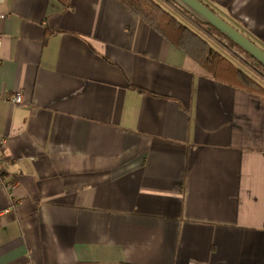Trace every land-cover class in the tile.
I'll use <instances>...</instances> for the list:
<instances>
[{"label": "crops", "instance_id": "obj_1", "mask_svg": "<svg viewBox=\"0 0 264 264\" xmlns=\"http://www.w3.org/2000/svg\"><path fill=\"white\" fill-rule=\"evenodd\" d=\"M200 1L264 51V0ZM0 14V264H264L263 95L118 0Z\"/></svg>", "mask_w": 264, "mask_h": 264}, {"label": "trees", "instance_id": "obj_2", "mask_svg": "<svg viewBox=\"0 0 264 264\" xmlns=\"http://www.w3.org/2000/svg\"><path fill=\"white\" fill-rule=\"evenodd\" d=\"M118 1L215 80L264 96V69L212 27L197 22L170 0Z\"/></svg>", "mask_w": 264, "mask_h": 264}, {"label": "water", "instance_id": "obj_3", "mask_svg": "<svg viewBox=\"0 0 264 264\" xmlns=\"http://www.w3.org/2000/svg\"><path fill=\"white\" fill-rule=\"evenodd\" d=\"M197 22L215 29L264 69V51L199 0H170Z\"/></svg>", "mask_w": 264, "mask_h": 264}, {"label": "built area", "instance_id": "obj_4", "mask_svg": "<svg viewBox=\"0 0 264 264\" xmlns=\"http://www.w3.org/2000/svg\"><path fill=\"white\" fill-rule=\"evenodd\" d=\"M4 19V15L0 14V20ZM8 101L13 105H20L22 104V96L20 93L13 94L9 96Z\"/></svg>", "mask_w": 264, "mask_h": 264}]
</instances>
